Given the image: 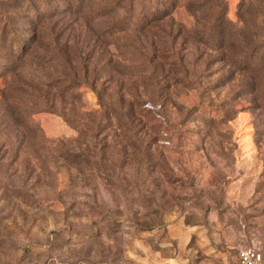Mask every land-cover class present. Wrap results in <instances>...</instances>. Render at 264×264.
<instances>
[{
    "label": "rangeland",
    "instance_id": "rangeland-1",
    "mask_svg": "<svg viewBox=\"0 0 264 264\" xmlns=\"http://www.w3.org/2000/svg\"><path fill=\"white\" fill-rule=\"evenodd\" d=\"M263 94L264 0H0V264L264 257Z\"/></svg>",
    "mask_w": 264,
    "mask_h": 264
},
{
    "label": "built area",
    "instance_id": "built-area-1",
    "mask_svg": "<svg viewBox=\"0 0 264 264\" xmlns=\"http://www.w3.org/2000/svg\"><path fill=\"white\" fill-rule=\"evenodd\" d=\"M238 261L239 264H264V257L254 248H245L239 252Z\"/></svg>",
    "mask_w": 264,
    "mask_h": 264
},
{
    "label": "trees",
    "instance_id": "trees-1",
    "mask_svg": "<svg viewBox=\"0 0 264 264\" xmlns=\"http://www.w3.org/2000/svg\"><path fill=\"white\" fill-rule=\"evenodd\" d=\"M156 8V6L154 7V8H152V9H155ZM164 16L163 15H161V13H160V11L156 8L155 10H153V14H152V21H156V20H159V19H162ZM219 18V17H218ZM144 19V18H143ZM221 21H223V22H221ZM220 22L221 23H219L216 27H219V26H223V28H224V24L228 21V20H221ZM148 20H146V22H142V24H141V29H143L144 27H145V25L146 24H148ZM217 22V21H216ZM140 26V25H139ZM147 26V25H146ZM252 63V62H251ZM253 64V63H252ZM254 65V64H253ZM254 73L255 74H257V72H256V69H254ZM256 100H259L260 101V99H258V97H256ZM262 101H264V94L262 95V98H261V101L260 102H262Z\"/></svg>",
    "mask_w": 264,
    "mask_h": 264
}]
</instances>
